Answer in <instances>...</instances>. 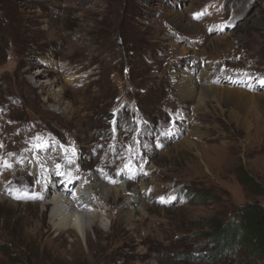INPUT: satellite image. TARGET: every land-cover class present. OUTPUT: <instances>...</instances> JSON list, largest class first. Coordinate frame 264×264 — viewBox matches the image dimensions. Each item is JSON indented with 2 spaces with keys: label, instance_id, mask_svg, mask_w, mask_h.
Returning a JSON list of instances; mask_svg holds the SVG:
<instances>
[{
  "label": "rangeland",
  "instance_id": "1",
  "mask_svg": "<svg viewBox=\"0 0 264 264\" xmlns=\"http://www.w3.org/2000/svg\"><path fill=\"white\" fill-rule=\"evenodd\" d=\"M200 69L186 102L174 80ZM261 80L264 0H0V126L31 127L29 150L64 143L74 184L100 163L147 188L141 226L102 211L85 238L48 233L50 212L10 187L0 264H264L210 240L264 211Z\"/></svg>",
  "mask_w": 264,
  "mask_h": 264
},
{
  "label": "bare ground",
  "instance_id": "2",
  "mask_svg": "<svg viewBox=\"0 0 264 264\" xmlns=\"http://www.w3.org/2000/svg\"><path fill=\"white\" fill-rule=\"evenodd\" d=\"M205 76L206 71L200 69L195 76L183 73L174 80L176 85L181 83L178 90L186 102L200 96L198 90ZM27 131H31V127L20 130V125L0 126V198L10 187L33 194L37 204H43L51 214L54 229L48 233L54 231L58 236L64 232L79 235L84 231L87 238L88 227H95L102 221V211L113 213L115 219L119 213H125L126 222L130 226L138 228L142 225L143 218L139 222H135L134 218L140 213L135 204L147 193L144 185L134 186L132 182L123 180L119 186L114 187L112 180L104 176L109 167H102L100 163L90 166L87 169L90 173L74 184L77 172L69 159L72 154L64 149L66 145L51 146L47 141L38 146L37 150H29L26 142L35 137L24 135ZM74 150L79 156L83 154L79 148ZM80 162L81 159L78 164ZM29 167L34 174H29ZM80 169H77L78 173H81ZM112 197L117 198L113 207L108 205ZM102 199L105 201L102 202ZM103 205L108 210L104 211Z\"/></svg>",
  "mask_w": 264,
  "mask_h": 264
},
{
  "label": "trees",
  "instance_id": "3",
  "mask_svg": "<svg viewBox=\"0 0 264 264\" xmlns=\"http://www.w3.org/2000/svg\"><path fill=\"white\" fill-rule=\"evenodd\" d=\"M238 218V222L214 228V235H210V240L222 250L219 255L230 253L231 249L240 246L251 250L252 259H261L264 257V211L249 207L243 209Z\"/></svg>",
  "mask_w": 264,
  "mask_h": 264
},
{
  "label": "snow or ice",
  "instance_id": "4",
  "mask_svg": "<svg viewBox=\"0 0 264 264\" xmlns=\"http://www.w3.org/2000/svg\"><path fill=\"white\" fill-rule=\"evenodd\" d=\"M196 18H199V17H196ZM261 84H264V80H261ZM161 201L164 202V198L161 197Z\"/></svg>",
  "mask_w": 264,
  "mask_h": 264
}]
</instances>
